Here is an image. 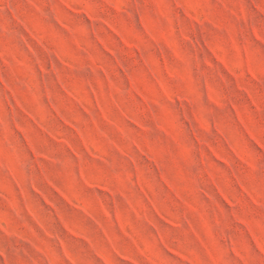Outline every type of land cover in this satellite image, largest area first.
<instances>
[{
    "label": "clouds",
    "instance_id": "9594fccd",
    "mask_svg": "<svg viewBox=\"0 0 264 264\" xmlns=\"http://www.w3.org/2000/svg\"><path fill=\"white\" fill-rule=\"evenodd\" d=\"M161 3L165 4L163 13L154 0H0V208L3 209L0 210V264H124L118 258L126 253L117 249L115 235L111 239L105 237L106 247L93 245L89 240L77 241L86 245L95 258L86 261L70 252L66 244V239L76 241V237L62 227L56 230L50 225L44 227L49 217L65 213L64 220L77 232H83L66 210L80 216L84 214L69 201L87 208V219L97 227L103 217L104 226L110 231L113 227L119 228L115 223L119 213L136 238L128 244L137 254L140 248L146 254L136 259L135 264H149L147 257L151 258L150 264H184L171 255L169 247L179 249L192 264H264V246H261L264 245V167L258 163V159L264 158V148L248 151L232 139L228 147L236 150L228 156L232 161V167L228 168L212 155L208 147L211 131L207 128L211 108L223 110L224 107V100L210 77L223 83L230 93L234 86L235 91L243 89L242 94H245L254 69L258 77L256 83L264 88V65L249 63L252 46L264 48V0H161ZM169 5L174 13L168 11ZM192 17H198L200 22L194 23ZM137 25L149 39L156 36L162 41H153L161 56L165 50L172 56L175 65L167 66L164 71L167 73L170 68L175 74L168 79H174L178 90L169 91L174 98L183 95L185 104L173 103L167 97L158 99L146 117L152 124L140 128L142 141L133 138L123 125H108L119 137L120 143H116L111 136L96 129L93 118L104 122L101 106L109 114L113 109L122 113L121 98L135 96L129 82L131 77L139 81L144 75L151 76L152 56L144 50L140 63L146 72L136 74L123 66L120 50L114 49L113 63L121 69L117 76L101 62L96 47L103 50L101 37L112 46L108 35L116 28L143 48ZM147 28L152 31H145ZM181 44L190 50L189 57L181 52ZM212 50L221 59L212 56ZM117 58L121 63H117ZM72 97H78L80 102ZM17 101L22 108L17 107ZM228 103L231 105L233 101ZM177 107L187 108L185 119L195 113L193 123L200 121L206 126L202 131L205 150L217 182H221L225 173H231L237 184H247L249 191L261 201V219L249 220L251 228L238 222L240 200L234 199V206L227 212L220 207L213 209V216L219 215L212 229L219 234L218 239L211 238L214 260L207 256V250L201 254L192 247L194 238L198 239L197 229L209 239L199 212L184 209L183 219L173 218V224L164 225L175 233L169 240L167 232L157 227L158 222H163L140 188L141 170L145 177L148 174L144 166L149 163V154L159 161L158 168L153 165L158 182L146 185L150 191H161L159 176L163 173L190 196L192 174L208 171L207 165L193 164V156L196 161L203 156L199 145L195 149L190 144L185 145L182 155L175 140L161 131V126L171 127L172 109ZM85 108L91 111L86 112ZM240 110L249 111L247 106H241ZM58 113L70 120L79 132L52 128L51 118ZM80 114L86 117L85 121ZM126 119L135 124L131 116ZM20 128L24 131H19ZM196 128H200L199 123ZM253 131L264 142V128L253 126ZM25 135L31 137L47 159H26L18 151L16 138ZM221 138L227 140L226 136ZM49 143L54 149L47 147ZM113 152L119 160L110 155ZM177 160L183 170L177 167ZM89 183L97 187L90 188ZM100 185L107 191L100 192ZM39 191L47 193L59 212L54 213L44 203ZM205 197L208 198L206 193ZM41 206L45 211L39 210ZM108 211H111L110 217ZM229 216L235 227L225 234L221 222ZM136 224L146 225L148 232L142 234ZM161 248L168 259L161 257ZM228 256L230 261L226 259Z\"/></svg>",
    "mask_w": 264,
    "mask_h": 264
},
{
    "label": "rangeland",
    "instance_id": "374dc122",
    "mask_svg": "<svg viewBox=\"0 0 264 264\" xmlns=\"http://www.w3.org/2000/svg\"><path fill=\"white\" fill-rule=\"evenodd\" d=\"M155 6L160 9L163 13L165 11V4L161 3V0H154ZM151 8V5H150ZM117 10H119L117 8ZM168 11L174 13L175 10L168 6ZM255 15V13H252ZM190 15V14H189ZM91 19V18H90ZM217 19H219L217 17ZM194 23H199L198 17H192ZM257 23H260L257 21ZM185 28H188L187 22H185ZM140 25H137V34L140 38L143 48L138 47L137 43L129 39L127 35L119 31L116 28L110 30L108 35V40L112 42V46H108L107 41L101 37V43L104 44L103 50L100 47H96V55L99 57L101 62L104 63L106 68H111L113 72L119 76L121 69H118L113 63L112 58L116 56V51L114 49H119L121 56L123 57L122 63L123 66L129 69L132 73L140 74L142 71L146 72L144 65L140 63V57L143 54L144 50H147L148 53L152 56V74L144 75L141 80H137L135 76H132L130 79V84L135 92L134 97L124 96L120 100V107L123 110L122 113L113 109L111 114L103 110L101 106L100 114L102 116L101 120L93 118V122L96 125V129L101 133H106L112 137L116 143H120L118 135H116L108 125L113 123L117 125H123L124 129H127L129 134L138 141H142L143 134L140 132L141 126L151 125L152 121L147 117L148 110L157 102L161 97H167L169 100H172L173 103H179L181 105L185 104V97L183 95L179 97H172L171 91H177L178 87L174 79H168V76H174V73H171L169 68L168 72L165 73V68L169 65H175L172 56L165 50L164 55H160L159 49L156 48L155 43H161L156 36H153L152 39H149L148 35H145L144 31H140ZM147 32H151L150 28L145 29ZM191 35V33H189ZM199 36V33L196 34ZM195 38V37H193ZM166 39V37H165ZM203 43V41H201ZM181 52L185 57L190 56V50L187 49L183 44H181ZM231 55V52H228ZM211 55L216 59H221L218 57L214 50L211 51ZM117 63H121V60L117 58ZM250 65L255 64L257 66L264 65V48L259 47L258 45L252 46V52L249 57ZM163 76V78H161ZM252 80L248 82V92L243 93V89L240 92L233 90L230 93L228 89L224 87V84L218 80H211L216 91L224 100L223 110L216 108H211V114L209 115V125L207 128L211 131V135L208 137V147L211 150L214 158L220 162L221 165H225L228 168L232 167V161L228 158L231 155L233 149H229L228 143L232 139L238 142L241 148H245L248 151L255 152L256 148H264V142L260 141L259 137L256 136V133L253 131V126L256 129L264 128V88H261L256 80L258 79L255 70L251 72ZM155 77V79H153ZM187 81V77H184ZM121 86L123 85V78L120 80ZM171 89V91H169ZM68 95L71 97L72 94L69 92ZM72 99L79 103L78 97H72ZM231 100L233 103L229 105L228 101ZM241 106H247L249 109L248 112H243L240 110ZM17 107H21L17 101ZM71 109V106H69ZM75 111L74 109H71ZM86 112L91 110L85 108ZM187 113V108L177 107L172 109L171 113V127L161 126V131L165 132L168 137L175 140L176 145L178 146L180 153L185 154V145H192L195 149L196 145H199L203 156L199 161H196L195 156H193V164H202L207 165L208 171H200L198 173H193L189 181V190L191 192L190 196H186L184 191H181L175 184H173L169 179L167 174L161 173L159 176L161 191L155 192L150 191L148 186L155 185L157 181L156 177V168L159 167V161L152 158L149 154V163L144 167L147 168L148 174L145 177V173L141 170L140 173V188L144 196L151 201L153 208L156 213L159 215V220L163 223H157V227L161 229L162 232H167L168 239L171 240L175 233L171 227L165 229L164 225H171L174 223L173 218L183 219L184 209L190 210L192 213H200L201 223L204 225L205 229L208 230L209 239H205L204 235L197 229L196 237L198 239L193 240L192 247L198 252L203 253L204 250H207V256L215 259L213 252L212 237H217L219 234L213 232L214 224L219 221V215L215 217L212 214L213 209L220 207L224 211H228L234 206V199L241 201L240 211L236 214L238 217V222L242 225L248 226L249 220H260V205L261 201L257 200L256 197L249 191L247 184H237L236 177L232 176L231 173H225L221 176V182H217L216 172L213 170L211 165H208V151L205 150V137L202 134V131L205 130L206 126L203 122L196 121L200 124V128H196V123H193V117L195 113L188 114V119H185V114ZM131 116L135 124L133 125L132 121H128L126 117ZM82 121L86 120V117L83 114H80ZM52 128L60 127L62 129H72L74 132H79V129H76L70 120L65 118L62 113H58L56 117H52ZM62 121V122H61ZM106 122V123H105ZM89 130H92V124L88 125ZM123 130V129H122ZM19 131L23 132V128H20ZM68 135V133H64ZM95 135V132H93ZM222 136H226L227 140L222 139ZM59 140V137H54ZM83 139V137L81 136ZM87 143L86 139L84 141ZM16 145L18 151L27 159L30 157H35L36 161H41L47 159V157L36 148L32 143L30 136L25 135L23 138H16ZM47 147L54 149V145L50 143L47 144ZM113 158L119 160V157L113 152L110 154ZM259 155V154H257ZM92 156L96 159H99L95 153H92ZM185 155V159H186ZM258 163L264 167V158L258 159ZM153 165H156V168H153ZM43 167V165H40ZM177 167L182 169L180 161L177 160ZM243 174V173H241ZM200 185V187H197ZM90 188H96L97 186L89 183ZM227 189V191H225ZM99 191L104 192L107 189L104 185L99 186ZM205 193L207 197H205ZM231 193V195H228ZM247 194L245 196L244 194ZM38 195L44 200V203L48 205L49 208L53 209L54 213L59 212L55 203L48 197L47 193L42 191L38 192ZM63 195V194H62ZM64 198L68 200L69 198L64 195ZM210 198V199H209ZM195 200V204L193 203ZM212 201H215L213 203ZM250 201V203H249ZM103 202V199H102ZM178 202V204H177ZM72 204L73 208L78 209L80 212H83V216L74 214L69 210H66V214L72 219V221L79 225L83 232H77L72 224L67 223L64 220L65 213L60 215H53L49 217V223L45 224L44 227L48 228L49 225L53 230L62 227L65 232L71 234V236L76 237V241L71 239H66V244L70 248V252L75 253L76 255L81 256L82 259L89 261L95 259L92 253L88 250L86 245H81L77 243L79 240H89V243H92L96 246L106 247L107 240L111 239L113 235L117 237L115 244L118 250L125 252V255L120 256L118 259L123 260L124 264H135V260L141 257H146L143 249H139V254H137L136 249L131 248L128 244L129 240L135 241V236L128 231V226L124 223L122 216L117 214L115 223L119 225V228L113 227L111 231L104 226L103 217H100L99 227L94 224L91 220L87 219L89 216V211L87 208L81 207V205L75 204L74 202L69 201ZM182 205L183 208L179 207ZM226 206V207H225ZM163 209V211H162ZM0 210H3L0 208ZM40 211H45L41 206ZM167 213V215L165 214ZM107 215L111 216V211L107 212ZM247 217V219H245ZM59 220L61 223L58 225L56 222ZM136 228L142 233L146 234L148 228L143 224H136ZM221 227L224 229L225 234L229 230L234 229L232 223V217L229 216L226 220L221 222ZM103 229V231L101 230ZM254 236L255 233L253 232ZM251 242V241H250ZM259 243V241H256ZM167 243V241H166ZM264 246V245H261ZM137 248L139 245L137 243ZM168 251L171 255L178 257L184 264H192L191 259L181 252L179 249L169 247ZM160 255L164 259H168L163 248L160 249ZM150 264V257H147ZM230 261L231 257H226Z\"/></svg>",
    "mask_w": 264,
    "mask_h": 264
}]
</instances>
